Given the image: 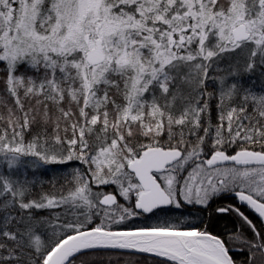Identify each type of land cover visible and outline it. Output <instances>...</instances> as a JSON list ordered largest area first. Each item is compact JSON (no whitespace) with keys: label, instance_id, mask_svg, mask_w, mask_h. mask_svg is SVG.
Listing matches in <instances>:
<instances>
[{"label":"snow or ice","instance_id":"1","mask_svg":"<svg viewBox=\"0 0 264 264\" xmlns=\"http://www.w3.org/2000/svg\"><path fill=\"white\" fill-rule=\"evenodd\" d=\"M0 264H264V0H0Z\"/></svg>","mask_w":264,"mask_h":264}]
</instances>
